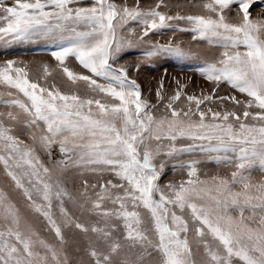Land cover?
<instances>
[{
	"label": "snow or ice",
	"instance_id": "obj_1",
	"mask_svg": "<svg viewBox=\"0 0 264 264\" xmlns=\"http://www.w3.org/2000/svg\"><path fill=\"white\" fill-rule=\"evenodd\" d=\"M254 6L255 0H204L201 14L169 16L160 11L167 7L163 0L147 10L139 0L131 7L113 0L88 6L81 0H0V42H47L72 88L33 81L24 61L0 63L8 97L0 100L7 109L0 112V165L26 204L22 211L0 188V264H264V178H253L257 170L264 176V12L253 16ZM233 7L238 11L230 18ZM174 20L191 26L181 30L191 31L193 40L217 49L204 57L200 74L217 86L227 82L245 100L217 97L213 88V94L188 95L187 108H178L179 85L165 113H152L157 106L142 98L129 68L117 61L141 44L146 58L200 59L180 44L146 40ZM130 22L142 25L139 34ZM70 58L89 74L68 67ZM42 71L46 81L53 70L44 64ZM156 95L164 100L159 89ZM215 100H231L242 115L201 110ZM54 146L59 160L52 159ZM196 151L230 165V175L201 178L200 161L179 159ZM162 157L187 169V179L161 186L164 163L156 161ZM73 164L100 178L84 180L76 196L64 179ZM31 214L43 217L55 243L41 235ZM65 229L85 241L75 247V259Z\"/></svg>",
	"mask_w": 264,
	"mask_h": 264
},
{
	"label": "rangeland",
	"instance_id": "obj_2",
	"mask_svg": "<svg viewBox=\"0 0 264 264\" xmlns=\"http://www.w3.org/2000/svg\"><path fill=\"white\" fill-rule=\"evenodd\" d=\"M7 2L11 4L13 3V0H7ZM93 2L94 0H81V6H88ZM113 2L117 4L126 2L130 7L135 4V0H113ZM139 2L141 7L147 10L154 7L157 0H139ZM163 2L167 5V7H162L160 11L166 13L167 15L188 16L201 14L203 10L198 7V5L202 4L204 0H163ZM262 4H264V0H255V6L250 9L253 16H257L258 14L264 12V7L261 6ZM237 11L238 9L233 7L232 11L228 13L229 17H235ZM169 25L170 26L168 27L150 32L149 36L146 37V40L151 43L168 44L169 42H172L173 44H180V46L185 49H190L194 53L202 54L200 59H178L167 54L146 58L141 55V52L146 45L141 44L122 51L119 54V59L117 61V66L125 65L129 68V78L135 79L137 84L140 85L142 98L147 100L150 105L157 106L151 109L154 115L160 116L165 113L167 100L175 94L179 85H183L184 87L180 89L182 93L180 100L175 102V106L178 108H187L186 97L188 95L200 97L202 95L213 94V88L216 89L214 95L217 97L235 96L241 101L246 99L244 94H241L238 90L233 89L227 82H221L217 86L200 74L199 69L202 67L204 57L213 55L216 53L217 49L210 47L204 41L193 40V33L191 31H182L181 29H190L191 27L186 21H169ZM127 27L135 28L137 34H139L142 30V25L135 22H130ZM125 34H127V29L125 30ZM53 50H55V48L43 40L13 43L8 46H5L2 42H0V63L5 60L24 61L29 67L30 78L33 81H37L44 86H48L55 82L62 91L68 92L72 90L71 85L62 75L58 67V62L51 56V51ZM44 64H47L49 68L53 70L52 74L46 78V81L43 78L42 71V66ZM136 65H139L138 69L136 68ZM67 66L77 73L85 75L89 74L87 70L83 69L74 58H70L67 61ZM161 82H163L162 88ZM79 88L81 95L87 94L83 84H80ZM158 89L164 97L163 101H160L157 98L156 93ZM6 91L7 89L0 85V100L8 98L6 96ZM208 107H211L214 111L235 109L240 112L241 115L243 112V109L235 105L231 100H225L223 103L219 100H215L211 103L205 102L201 105V110L206 111ZM6 110L5 106L0 103V112ZM21 139H26V137L21 136ZM183 143H191V141H183ZM57 151H59L58 148L54 146L53 160L61 159V154L59 155ZM41 159L48 167H53L52 161L49 160L48 157L42 155ZM161 159H163L164 163V170L160 179L161 186L166 185L169 181L178 183L181 180L187 179V169L179 170L174 167L177 163L176 160L162 157L157 159L156 163L158 165L161 162ZM179 159L182 161H200L197 167L199 169L198 174L201 178L212 176L214 174L230 175V165L218 164L215 160L208 159L199 151L191 154H184ZM65 172V187L73 196H76L77 193L82 190L84 180H88L89 184H92L96 183L100 179L98 176L93 175L87 167H80L75 164L69 165ZM105 178L107 179L111 177ZM253 178L255 180H259L264 178V176H262V174L257 170L253 172ZM0 188L8 191L12 198L17 201L21 210L26 211V204L22 194L18 191L12 190L11 181L6 178L2 165H0ZM65 206L70 212L75 213L77 216H81V214L73 208L71 203H66ZM54 211L57 219H59L58 208L54 209ZM31 216L36 219L35 226L40 230L41 235L49 241L55 243L54 233L47 230L46 221H44L43 217L36 218L35 214H31ZM65 233L68 237L69 255L75 259L78 255L75 252V247L78 244L83 246L85 241L83 237L78 235L75 231L65 229Z\"/></svg>",
	"mask_w": 264,
	"mask_h": 264
},
{
	"label": "built area",
	"instance_id": "obj_3",
	"mask_svg": "<svg viewBox=\"0 0 264 264\" xmlns=\"http://www.w3.org/2000/svg\"><path fill=\"white\" fill-rule=\"evenodd\" d=\"M57 153L60 155V152L59 151H57Z\"/></svg>",
	"mask_w": 264,
	"mask_h": 264
}]
</instances>
